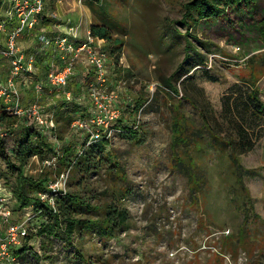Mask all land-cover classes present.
<instances>
[{"label":"rangeland","instance_id":"rangeland-1","mask_svg":"<svg viewBox=\"0 0 264 264\" xmlns=\"http://www.w3.org/2000/svg\"><path fill=\"white\" fill-rule=\"evenodd\" d=\"M185 1L99 0L84 7L79 3L74 6L71 0H46L42 19L32 34L18 37L19 51L26 56L37 48L39 34L54 35L45 26L58 24L54 30L78 41L87 38L91 19L108 27L112 40L119 45L113 48L110 41L106 47L105 93L116 94L114 103L119 111L113 126L135 129L141 141L112 135L105 151L115 157L112 162L117 173L103 167L98 174L83 177L79 186L66 168L57 174L59 163L50 154L44 160L31 158L21 170L26 178H45L47 189L55 185L66 192L95 197L92 203L102 204L106 200L102 193L111 187L129 188L123 205L130 214V228L109 240L90 232L75 234L72 243L59 236L41 235L39 224L49 218L31 208L15 211L9 193L13 173L0 156V236L5 237L11 226L20 223L27 235L18 236V243L10 248L0 247V264H83L85 260L88 264H264V117L251 113L253 107L247 99V85L252 83L264 102V45L256 23L250 19H245L241 24L244 28L237 31L231 30V25L208 24L192 35L213 46L205 52L190 40L191 58L176 73L185 54V27L175 22ZM256 1L255 11L264 18V0ZM10 6L11 0L3 1L2 17ZM5 43V32L0 31V49ZM194 53L204 56L207 69L199 65ZM40 58L36 59L43 67ZM9 68L8 60L1 59V83L6 81ZM89 68L77 64L68 85L75 97L83 96L78 114L86 120L87 128L68 127L60 142L51 130L20 114L11 133L0 131L6 150L21 137L20 123L25 119L29 128L47 137L57 155L69 142L79 149L88 128H95L85 85L81 86L83 71ZM184 70L191 72L181 81L187 73ZM169 76H173L170 90L162 83ZM85 77L95 80L92 74ZM33 85L30 81L25 86L18 79L15 93L6 100L0 98V113L9 112L15 96L25 111L36 96ZM42 88L39 102L45 117L59 108L71 107L54 104L56 97L50 86L43 83ZM174 123L186 126L185 136L200 131V137L190 145L181 140L172 159ZM231 149L238 168L230 157ZM227 236L233 238L230 248L227 245L224 249L222 241ZM234 236L240 243L236 244ZM24 247L36 253L28 254L27 262L15 256ZM11 257L16 260L11 261Z\"/></svg>","mask_w":264,"mask_h":264},{"label":"trees","instance_id":"trees-1","mask_svg":"<svg viewBox=\"0 0 264 264\" xmlns=\"http://www.w3.org/2000/svg\"><path fill=\"white\" fill-rule=\"evenodd\" d=\"M4 0H0V7ZM83 4L90 5L96 3L99 0H82ZM257 10L256 0H187L182 3L181 17L175 24H180L185 27L184 32V57L183 60L177 65L176 73L181 70L182 65L191 58V49L193 48L191 41L199 44L205 52H208L209 48L213 46L211 42L199 41L196 36L192 35V32L205 28L208 24L212 27V24H224L232 28L231 30H241L244 25L241 24L245 19H250L257 25V32L259 41L264 45V18H259ZM257 13L258 18H255ZM239 21V24L236 23ZM89 36L102 41L106 44H113V48L119 46L118 43L112 40V35L108 27L103 24L90 23L88 28ZM175 32V31H174ZM108 48V47H107ZM197 62L202 68L207 69V60L200 53H194ZM187 71L181 77V81L188 75L190 70ZM175 73V74H176ZM173 76H169L162 80V83L169 89V83ZM249 91L247 93V99L251 102L253 111L251 112L255 117H264V102H262L258 96V91L255 89L254 84L248 83ZM80 89V86H78ZM78 88L76 91H80ZM67 90L68 87H67ZM170 90V89H169ZM70 108H59L53 113L54 127L51 130L54 138L63 141V136L71 125L72 119L78 114L80 110L77 104H71ZM204 119V117H202ZM26 119L21 122V137L16 140L13 148L6 150L3 139H0V156L6 164V169L13 173L14 184L10 187V194L14 199L15 211H21L26 208L33 209L37 215H45L49 218L47 223H40V234L47 237L59 236L62 237L67 243H72L75 234L82 232H90L98 239L109 240L116 236L117 233H121L130 228V214L124 207L123 202L130 194V189L127 187H111L110 191H104V202L92 203V199L95 197H84L77 192H66L59 190L55 194H51L47 189L46 180L26 178L23 176L22 168L33 157H38L44 160L49 154L55 157L59 163L58 173H61L60 168H66L71 172L70 177L76 178L75 184L82 185V178L90 174H98L99 171L110 169L111 172L117 173V168L114 161V156L105 151L109 146L110 138H102L101 140L90 143L86 146L87 139H83V142L79 146V149H75L73 143L69 142L63 149L61 154L57 155L53 151L52 144L48 141L45 135L40 132L29 128L26 124ZM19 123V117L6 111L0 113V131L4 134L11 133ZM29 123V122H28ZM56 126H58L56 128ZM186 126H176L175 123L172 128V134L174 140L172 143V159L175 158V149L180 147V141L184 145H187L195 141L196 137H200V131L185 136ZM114 135H119L124 139H130L136 142H140L141 139L138 133L133 128L125 129L122 126V130L119 128L114 129ZM113 135V136H114ZM2 138V137H0ZM190 145V144H189ZM226 146V143L223 144ZM222 145V146H223ZM79 150V151H78ZM248 150V149H245ZM239 155V152H238ZM230 157L234 167L237 168L238 163L235 160L233 149H231ZM7 178V177H6ZM203 189V188H202ZM202 192V190H201ZM200 192V194H201ZM40 193L49 194L50 197L47 200H41L38 196ZM194 197V196H193ZM194 199V198H193ZM197 202V200H196ZM90 213H97L94 218L85 217ZM244 222V220H243ZM242 233V230L238 232V235ZM25 236H27L25 234ZM23 236V237H25ZM235 240H236V236ZM233 236L223 237L222 247L230 248V241ZM240 243V240H236V244ZM228 245V246H227ZM31 247H24L18 249L15 256L20 258L23 262H27L28 254L36 253L31 252ZM234 251V250H233ZM74 253L78 257L79 253L74 247ZM220 254L218 253L217 256ZM83 264H88V261H83Z\"/></svg>","mask_w":264,"mask_h":264},{"label":"built area","instance_id":"built-area-1","mask_svg":"<svg viewBox=\"0 0 264 264\" xmlns=\"http://www.w3.org/2000/svg\"><path fill=\"white\" fill-rule=\"evenodd\" d=\"M46 0H11V6L4 12L3 17L0 15V31L5 32V46L0 49V60L6 59L9 62L8 77L3 83L0 82V98L9 99L15 93L14 88L17 80L23 85L30 81L34 82L33 88L36 93L35 98L28 104L25 111L19 108L16 96L15 103L8 107L9 113L19 116L23 114L27 120L41 128L52 129L53 114L45 117L42 112V106L39 97L42 95L43 83L50 86L53 92L54 104L69 106L76 103L79 107L83 96L75 97L70 90H67L72 77L75 75V66L82 64L89 66L90 71H84L81 86L85 87L87 92L92 113L90 120L94 123L95 128H88L86 146L102 138H111L114 135L113 126L119 111L114 103L115 93L107 94L105 89L108 88L106 79V63L108 56L106 53V44L89 36L85 40L77 41L64 34L46 35L39 34L37 42L39 47L28 56L19 52L17 39L19 36L28 35L35 30L38 22L42 17ZM11 26L8 30L7 27ZM40 56L43 64V71L38 76V61ZM24 74V77L20 76ZM92 74L95 80H86L85 75ZM80 113V112H79ZM110 123L112 125H110ZM72 128H87L86 120L81 114H77L71 121ZM91 126V125H90ZM51 194L59 190L65 191L64 187L49 185ZM41 200L49 199L47 193L38 194ZM9 215V213H6ZM26 229L23 224L11 226L5 233V237L0 236V241H4L0 247L5 245H16L18 236H25ZM15 261V257H11Z\"/></svg>","mask_w":264,"mask_h":264},{"label":"crops","instance_id":"crops-1","mask_svg":"<svg viewBox=\"0 0 264 264\" xmlns=\"http://www.w3.org/2000/svg\"><path fill=\"white\" fill-rule=\"evenodd\" d=\"M57 3H60V1H57ZM71 3L74 5V6H76V4H80L81 6H84V7H86V5L85 4H83V3H81V1L80 0H71ZM48 15V14H47ZM41 19H42V17H41ZM41 19H40V21H41ZM39 21V22H40ZM91 21H92V19L90 20V22H89V25H90V23H91ZM39 22H38V24H39ZM37 24V25H38ZM58 24H56V25H54V26H52V25H50V26H48L47 28H46V26L44 27L45 29H48V30H50V32L52 33V34H54V35H57V34H59L56 30H54L55 29V27L57 26ZM89 27V26H88ZM32 34V33H31ZM78 41V40H77ZM38 47H39V43H37V48L36 49H34L32 52H34L35 50H37L38 49ZM19 49V48H18ZM20 52V51H19ZM31 52V53H32ZM20 53H22V52H20ZM30 54V53H29ZM28 54V55H29ZM28 55H26V56H28ZM41 59V58H40ZM37 66H38V64H37ZM38 69H39V71H43V67H39L38 66ZM84 72V71H83Z\"/></svg>","mask_w":264,"mask_h":264}]
</instances>
